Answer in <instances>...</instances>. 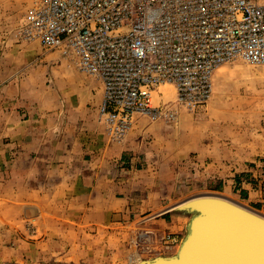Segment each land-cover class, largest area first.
<instances>
[{"label": "crops", "instance_id": "obj_1", "mask_svg": "<svg viewBox=\"0 0 264 264\" xmlns=\"http://www.w3.org/2000/svg\"><path fill=\"white\" fill-rule=\"evenodd\" d=\"M21 47L26 50L19 66L0 59V226L6 225L0 239L17 235L15 226L24 229L30 220L37 229V240L24 243L30 248H49L45 254L69 257L73 264L81 259L96 262L98 258L89 256L97 253L102 264H116L121 256L117 248L124 241V259L132 264L129 244L135 224L157 214L153 223L159 230L173 232L179 226L176 219L181 216L172 214L178 205L167 209L170 205L156 194V170L173 168L191 153L200 160L217 157L218 141L202 130L192 142L186 134L172 133L167 122L140 119L121 143L114 142L107 124L99 120L101 82L77 71L73 58L70 63L67 56L39 54L33 45ZM50 57L64 65V71H53L57 76L52 79L44 75V65L53 62ZM258 112L257 125L262 127L264 108ZM247 124L234 119L225 126L234 132ZM227 153L235 158L233 151ZM234 163L226 168L232 178L210 193L264 212V170L239 171ZM34 208L37 215L28 217Z\"/></svg>", "mask_w": 264, "mask_h": 264}, {"label": "built area", "instance_id": "obj_2", "mask_svg": "<svg viewBox=\"0 0 264 264\" xmlns=\"http://www.w3.org/2000/svg\"><path fill=\"white\" fill-rule=\"evenodd\" d=\"M21 35L63 50L101 82L99 120L121 143L140 119L179 122L212 97L213 76L235 60L264 65L262 0H36ZM173 86L175 100L154 103ZM177 236L141 228L129 260L175 250Z\"/></svg>", "mask_w": 264, "mask_h": 264}, {"label": "rangeland", "instance_id": "obj_3", "mask_svg": "<svg viewBox=\"0 0 264 264\" xmlns=\"http://www.w3.org/2000/svg\"><path fill=\"white\" fill-rule=\"evenodd\" d=\"M35 1L0 0V59L8 58L11 61H15L13 62L14 66H19V57L26 50L21 45L27 44L33 45L37 48V51L40 50L39 54L61 56L63 59L64 56H67L66 59L70 63L73 62L72 57L64 51L46 52L37 42H28L22 37L21 27L27 13L33 8ZM50 58L52 59L53 57ZM58 60L55 59L56 62L53 60L52 63L44 65V67L47 66L44 75L48 79H52L56 72L64 71L62 69L64 65ZM75 66V69L79 71L78 66ZM153 99L155 104L173 102L175 100L173 86H161L153 94ZM262 108H264V65H253L241 60H235L217 69L213 76V92L210 101L195 112L183 111L179 122L169 125L172 126L169 127V130L171 132L175 131L176 136L186 134L187 139L192 142L201 136L202 130H205L206 136H211L215 141H218L214 150L217 157H208L200 160L198 158L199 154L191 153L188 158L183 159L179 165L173 168L165 166L156 170L157 175H153L158 183L156 189H159L156 194L162 197V202L170 205L167 209H174L188 199L211 194L210 191L219 182L232 178L227 176L226 172V168L230 166V163L235 162L236 170L238 169L239 171L246 167L254 170H264V126L259 127L257 125L258 111ZM234 119L236 122L241 123L247 121L248 124L246 127L236 128L234 132H227L225 123ZM189 141L188 144H190ZM227 150L233 151L235 158H228ZM261 196L262 200H264V182ZM0 209H4V207H0ZM256 212L258 213L259 211ZM259 213L264 214V212ZM172 214L181 216L179 220L176 219L179 226L173 232L156 228L158 225L153 223V219L157 214L139 221L135 224L134 229L145 228L158 234L164 232L172 234V236H177L178 242L181 243L186 235L190 215L181 214L176 212V210H173ZM26 224L28 225L24 229H18V226H15L16 230H18L16 231L17 235L14 234L10 239H0V264H73V261H68L69 257L61 255L51 257L45 254L44 252L49 250V248H30V245H25V242L37 240L33 237L37 234V229L33 227L36 225H33L34 223H31L30 220L26 221ZM0 227V230L3 231L6 225ZM15 243L16 245L13 246ZM125 244L126 242L123 241L120 248H117L121 256L117 258L116 264H127L124 259V255H127ZM17 246L20 248L16 249ZM177 247H175L174 251L163 253V255L172 256L175 254ZM6 249L7 252L3 251ZM40 252H43V254L39 255L38 253ZM152 255L151 258H154L155 255ZM91 256L99 260L93 262L81 259L76 264H102V257L99 253L92 254L89 257Z\"/></svg>", "mask_w": 264, "mask_h": 264}, {"label": "water", "instance_id": "obj_4", "mask_svg": "<svg viewBox=\"0 0 264 264\" xmlns=\"http://www.w3.org/2000/svg\"><path fill=\"white\" fill-rule=\"evenodd\" d=\"M176 212L190 215L179 253L137 264H264V219L216 199Z\"/></svg>", "mask_w": 264, "mask_h": 264}, {"label": "bare ground", "instance_id": "obj_5", "mask_svg": "<svg viewBox=\"0 0 264 264\" xmlns=\"http://www.w3.org/2000/svg\"><path fill=\"white\" fill-rule=\"evenodd\" d=\"M199 199H216V200H219V201H222V202H225V203H228V204H231L233 206H236L237 208L245 211V212H248V213H251L252 215H255L256 217H259L261 219H264V214H260L259 212L257 213L256 211L248 208L247 206H243L242 204L238 203V202H235V200H231V199H228L226 198L225 196L222 197L221 195L218 196V195H212L211 194H208V195H202V196H197V197H194V198H191V199H188L184 202H182L181 204H179L178 208L177 209H182V208H185L188 204H190L192 201H195V200H199ZM37 210L34 208V209H31V210H28V217H32L33 215H37ZM185 238L182 239L181 243L179 244V246L177 247L176 251H175V254L173 255H176L179 253L180 249H181V246H182V243L184 242ZM158 256L156 257H163V258H170L171 256H166V255H163V254H157ZM172 255V256H173ZM154 257V258H156ZM153 259V258H151ZM146 260H150V259H146ZM134 260H132V264H137V263H140L142 261H139V262H136V263H133ZM144 261V260H143Z\"/></svg>", "mask_w": 264, "mask_h": 264}]
</instances>
